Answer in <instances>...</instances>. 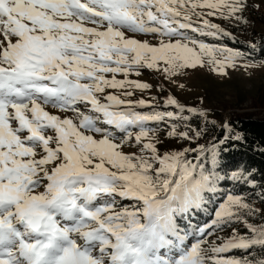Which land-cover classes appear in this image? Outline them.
Wrapping results in <instances>:
<instances>
[{
  "label": "snow or ice",
  "instance_id": "6c2138e0",
  "mask_svg": "<svg viewBox=\"0 0 264 264\" xmlns=\"http://www.w3.org/2000/svg\"><path fill=\"white\" fill-rule=\"evenodd\" d=\"M246 8L245 0H0V264H264V223L249 219L264 220V211L241 195L228 193L203 226L178 224L225 179L216 171L225 141L161 152L148 122L186 121L184 105L169 95L178 112H141L151 101L127 99L129 89L152 87L128 79L141 69L172 79L207 63L228 75L244 53L184 30L203 32L195 15L206 35H230L207 17L240 22ZM186 127L174 123L166 135H202ZM234 250L245 255H224Z\"/></svg>",
  "mask_w": 264,
  "mask_h": 264
},
{
  "label": "rangeland",
  "instance_id": "374dc122",
  "mask_svg": "<svg viewBox=\"0 0 264 264\" xmlns=\"http://www.w3.org/2000/svg\"><path fill=\"white\" fill-rule=\"evenodd\" d=\"M247 8L243 13L244 19L240 22H236L234 19H225L220 15H215L209 18L213 23L220 25L223 29H226L237 35L240 39L247 41L257 37L259 33H264V0H245ZM193 23L195 27L203 28L207 30L202 24V18L193 16ZM194 26V24H193ZM187 35L194 38L189 31ZM139 38H147L153 44H158L160 37L158 35L153 36L152 34H136ZM167 39V38H164ZM175 39V38H174ZM214 47L231 48L227 46H221L216 44H209ZM236 50L235 48H231ZM245 64H252L254 67L246 69ZM238 67L226 69L228 75H220L215 71H212L211 66L205 65L203 67H197L195 70H185V75H177L172 79L166 78L161 72H157L151 69H141L140 75L135 72L129 74V80H139L141 82H147L152 85L149 90L140 91L137 89H129L133 91L132 97L127 99L138 100L145 99L151 101L148 105H154L153 111L161 110V106L167 107L172 106L175 110L174 105H166L165 101L169 95L176 98L181 104L184 105L185 111L188 108L196 107L203 112L202 118L218 122L223 124L225 119L231 113L251 112L254 116H264V64L260 62H252L242 57L237 61ZM110 75V74H109ZM118 79H124L121 74L117 75ZM181 85L183 87H181ZM115 91V90H107ZM123 98V97H122ZM147 106V105H145ZM155 106L157 109H155ZM50 111H58L51 109ZM199 112V114H200ZM70 114V113H68ZM176 119H166V123H170V126L166 127L169 131L173 122L176 124ZM177 129L180 130L178 124ZM110 130L117 131L110 125H102ZM134 131L136 129H133ZM163 129H157L156 135L161 140L160 150L163 152L167 146H172L175 150H181L183 147H188L187 143L181 142L176 138H169ZM181 131V130H180ZM119 132V131H117ZM118 137L124 134L119 132L116 134ZM180 143V144H178ZM176 144V145H173ZM175 146V147H174ZM125 151L135 150L131 146H125ZM174 150V149H171ZM119 199V198H118ZM120 203L124 206H131L134 201L121 200ZM254 207L260 208L264 211V205ZM251 221L256 223H264V220L260 219L259 214L249 218ZM240 233H245L246 230L242 225H235ZM231 234V228L225 229V231L219 233L222 237H227ZM193 237H189V241H192ZM186 244L188 241L185 242ZM219 243V241H217ZM226 255V254H224ZM226 256L242 257L244 255H237L235 253Z\"/></svg>",
  "mask_w": 264,
  "mask_h": 264
},
{
  "label": "trees",
  "instance_id": "16d2710c",
  "mask_svg": "<svg viewBox=\"0 0 264 264\" xmlns=\"http://www.w3.org/2000/svg\"><path fill=\"white\" fill-rule=\"evenodd\" d=\"M193 24V28H196V24ZM224 30L230 33V35H206L205 33L211 31L210 29L203 32H196L192 29L184 31L186 33L190 31L195 39L203 41L206 44L235 48L244 53L243 57L246 60L264 64V33H259L257 37L247 41L240 39L237 35L226 29ZM153 106H137L136 110L141 112L153 111ZM155 109H157L156 106ZM172 109V106L164 108L161 106V110L157 109L155 111H171ZM178 111L175 108L173 112ZM181 116L188 117L186 121L180 118L175 120L176 124L181 127V131L187 130L186 126H190L193 131L197 129L202 130V135L199 138L181 142L187 143L188 147L195 148L198 144L210 147L213 143L219 144L220 140H224V145L220 147L226 150L221 152L218 166L216 167V171L219 175L224 176L225 179L217 183L215 193L207 191L204 193V202L200 208H191L186 214L187 219L178 220L180 228L185 231H192L193 226L199 227L203 226L206 222H210L211 218L214 217L215 209L226 198L228 193L243 196L253 206L264 205V116H254L251 112L231 113L223 124H220L219 121L214 122L207 118H202L199 112L190 113L184 111ZM169 120L171 121V119ZM168 125L170 126V123H166L165 121H152L148 122L147 126L166 130ZM116 134H119V132L116 131ZM237 136L240 137L239 140L235 139ZM175 148L169 145L166 149L175 150ZM190 155L194 157L196 153H191ZM207 156L208 153H205L204 158L206 159ZM206 167H212L210 161L206 163ZM232 171L243 172V176L239 180L229 179L228 177H230ZM253 251L259 252V249H254ZM233 253L245 255L242 250H234L226 253V255Z\"/></svg>",
  "mask_w": 264,
  "mask_h": 264
}]
</instances>
